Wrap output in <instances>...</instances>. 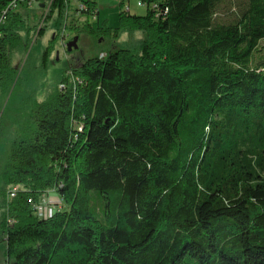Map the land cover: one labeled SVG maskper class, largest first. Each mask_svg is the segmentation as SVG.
Returning <instances> with one entry per match:
<instances>
[{"label": "trees", "instance_id": "obj_1", "mask_svg": "<svg viewBox=\"0 0 264 264\" xmlns=\"http://www.w3.org/2000/svg\"><path fill=\"white\" fill-rule=\"evenodd\" d=\"M14 1L0 0V94L30 30ZM139 1L115 32L130 46L66 75L14 150L12 264H264V0ZM51 190L61 208L40 219L28 200Z\"/></svg>", "mask_w": 264, "mask_h": 264}, {"label": "rangeland", "instance_id": "obj_2", "mask_svg": "<svg viewBox=\"0 0 264 264\" xmlns=\"http://www.w3.org/2000/svg\"><path fill=\"white\" fill-rule=\"evenodd\" d=\"M88 0H64L61 14L51 16L53 0L37 2L22 13L29 23V31L22 32L24 48L11 56L12 66L16 69V80L4 94H0V190L3 186V173L11 161L17 145L26 140L35 128L34 113L38 104L54 96L63 78L71 71L80 68L88 61L107 56L120 49H126L131 41L128 33L121 31L120 14L144 16L145 7H140L139 0H96L98 15H77L76 9ZM41 4V5H40ZM52 6V7H51ZM89 22L95 27L110 28L105 34H90L82 31ZM72 24L79 28H70ZM140 37L136 35L135 40ZM78 39L77 48L71 52L67 45ZM49 55L44 62V54ZM74 78H71V82ZM54 190L41 195V199H52ZM95 202H91L94 205ZM0 197V223L3 213ZM13 259L6 255L5 235L0 228V264H12Z\"/></svg>", "mask_w": 264, "mask_h": 264}, {"label": "built area", "instance_id": "obj_3", "mask_svg": "<svg viewBox=\"0 0 264 264\" xmlns=\"http://www.w3.org/2000/svg\"><path fill=\"white\" fill-rule=\"evenodd\" d=\"M119 1V0H117ZM37 3V0H15L13 2V6L14 8L17 6H21V5H29V6H33L34 4ZM140 7H145L146 5L143 2H139L138 4ZM130 7H128V11H130L129 9ZM78 10H88L87 9V5L85 3H83L82 5L78 6ZM77 11V10H76ZM76 13H78L77 15H79V11H77ZM104 56V55H101ZM18 188L13 187L10 190L9 196L10 198H15L16 195L18 194ZM28 203L33 211V213L40 219H49L52 216H54L56 214V212L61 208V203L62 201L60 199H58V196L54 190V194L52 195V199H40L39 201H35L34 199H29Z\"/></svg>", "mask_w": 264, "mask_h": 264}, {"label": "water", "instance_id": "obj_4", "mask_svg": "<svg viewBox=\"0 0 264 264\" xmlns=\"http://www.w3.org/2000/svg\"><path fill=\"white\" fill-rule=\"evenodd\" d=\"M77 41L78 39H75L73 40L72 42H70L68 45H67V50L69 52H71L73 49H76L77 48Z\"/></svg>", "mask_w": 264, "mask_h": 264}, {"label": "crops", "instance_id": "obj_5", "mask_svg": "<svg viewBox=\"0 0 264 264\" xmlns=\"http://www.w3.org/2000/svg\"><path fill=\"white\" fill-rule=\"evenodd\" d=\"M92 1L96 2V0H92ZM96 7H97V9H98V4H97V3H96Z\"/></svg>", "mask_w": 264, "mask_h": 264}]
</instances>
